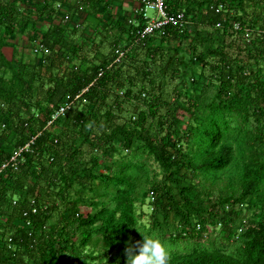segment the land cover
<instances>
[{"label": "trees", "instance_id": "1", "mask_svg": "<svg viewBox=\"0 0 264 264\" xmlns=\"http://www.w3.org/2000/svg\"><path fill=\"white\" fill-rule=\"evenodd\" d=\"M125 1L85 0L92 12L100 7V31L88 27L84 12L70 13L65 22L50 0L41 12L37 1L0 0V169L34 139L18 169L0 171V264H67L68 254L77 264H92L98 257L83 251L98 233L108 243L104 264L125 263L130 233L135 242L148 235L136 228V186L127 173L144 152L163 170L144 195L153 227L168 233L164 243L176 250L169 264H264V34L256 31L264 29V0H165L190 23L140 42L145 21L129 23L133 14ZM220 4L226 12L216 11ZM45 17L51 18L46 29ZM23 29L50 50L36 54L38 64L5 50ZM236 42L239 54L233 56ZM118 49L125 55L116 62ZM157 58L167 60L163 74L181 76L186 92L177 86L176 95L165 98L164 84L153 79ZM80 94L65 116L48 125ZM127 102L139 103L124 119ZM118 151L125 159L115 158ZM247 206L258 212L240 232ZM210 235L236 244L234 252L203 246Z\"/></svg>", "mask_w": 264, "mask_h": 264}, {"label": "rangeland", "instance_id": "2", "mask_svg": "<svg viewBox=\"0 0 264 264\" xmlns=\"http://www.w3.org/2000/svg\"><path fill=\"white\" fill-rule=\"evenodd\" d=\"M43 1H39V6L41 8L40 12L43 10V6H42V4L44 3ZM99 8L100 7H96L95 12H92L93 7L90 6V7L85 9L82 16L87 17V15H88V21H89L88 27H92L93 29H95L94 26H97L99 28V30L101 31L103 28H105V25L104 24L101 25V23L99 22V19L102 16V15H100L101 12H100ZM87 9H88V12H87ZM61 11H63V10H61ZM101 11H102V9H101ZM33 12H34L33 14L35 15L36 12L35 11H33ZM91 14H93V15H91ZM153 14H154V12H151V15H153ZM60 20H61V18H60ZM41 24L44 26L45 29L48 28V26H49V24H47V23H44V24L41 23ZM85 24L81 25L79 28L84 29ZM79 28H78V30H80ZM70 29H73V28H70ZM25 31L28 32V29H25V30L23 29L22 34H20V36L9 38L6 42L7 46H6L5 50H6L8 55L15 56V58L18 61H23V62H28V63L33 62V63L38 64L40 61V57L37 56L36 54H41V53H36L34 51V48L37 46V40L32 41L30 39L29 33H24ZM1 33H4V29H2ZM100 38H101V36L98 37V41L100 40ZM244 39L245 40L248 39V36H245ZM230 41H232V40H229V42ZM238 45L240 46V43L236 42L235 44H233V46H231L230 51H231V54L233 56H236L237 54H239L238 53L239 52ZM103 49H106L109 52L111 50V45L106 44V46H104ZM166 61H167L166 59L162 60L160 58H157L156 63H153V69L155 71L153 79L156 80L157 84H159V83L164 84V89H165V95L164 96H165V98H171V97L176 95V93L174 92V89L177 86H181L180 81L182 78H181V76H178V75H177L178 78L172 77L173 73H174L173 71L169 72L167 75L163 74V71L161 68L165 65ZM195 64H196L195 65L196 69L198 68L200 71V68H199L200 65L197 63H195ZM173 67H174V65H173ZM31 68L32 67L29 66V67H27V70L30 71V70H32ZM181 88H183V91L186 92L188 87L187 86H185V87L181 86ZM138 103L139 102H135V103L127 102L125 104L124 110L121 113L122 114L121 117L126 119V118L130 117L132 115V113H136L135 112L136 111L135 104H138ZM141 104H143V102H140V105ZM89 157H90V153L87 152L85 155L86 160H88ZM115 158L121 159V160H122V158L125 159V154L121 151L120 152L118 151V155L116 154ZM139 162H140V165L138 167H133V169L130 168L127 170V173L132 175V177H131L132 181L135 183V186H136L134 196H135V198H137V201L135 202L134 207H133V214L137 220L136 228H139L140 231H142L148 235L154 234L159 239H161L163 242L166 243V242H168V240H166L168 237V233L164 235V233H162L159 230V228L153 227V218L151 217V212H150V209L148 207V197H147L148 195L146 197L144 195V192L148 191L151 188V185H152L154 180H161L162 179L163 170H162L160 164L157 161H155L154 157L150 156L149 153H147V152L143 153V156L140 158ZM232 173H233V170H232ZM232 173L230 171V174H232ZM226 174H227V172L220 174V177H222V179L219 180L218 183L223 181V177L226 176ZM92 196H93V194L88 191V193H87L88 202L91 201L90 199L92 198ZM89 206L90 205L83 206L82 211L85 213L89 212L90 211ZM257 212H258V208H256V207L247 206L244 208L242 220L240 221V222H242V223H240V228H239L240 232L243 229H245V227L248 225L249 218L254 216ZM58 216H59V214L57 212L54 217H56V219H57ZM162 230H164V227H162ZM130 234H132V235L130 237H128L129 239H127V240L131 243H134L135 242L134 241L135 236L133 235L134 233L131 232ZM82 235L83 234L81 231H78L77 234L75 235L74 238H75V242L77 244H79V242L81 241ZM210 237H212V236L210 235ZM205 238H206V236H205ZM205 238H203V241ZM194 243H191L192 247L197 245L196 242H194ZM205 243L206 244H204L203 246H206V247L208 246L209 248H213V247H217V246H224V248L228 252H232L235 249V247L237 246L236 244H233V245H227L226 244L225 245V244L221 243L220 240L217 238H213L212 240H209ZM119 245L120 244H118L116 246V248L113 250L112 256L115 257V255L117 256L120 253V249L118 248ZM107 248H108V243L106 242L103 233H98L96 236H94L92 238L91 243L87 247L84 248L83 252L85 254H94L95 256L98 257L96 260H93V259L89 260V263L104 264L110 258L109 255L106 256V254H105ZM175 251L176 250H174V249L170 250V254H172ZM177 251L183 253L181 249H179ZM179 252H176V253H179ZM66 261H67V264H77L76 256H71L70 254H68ZM119 264H127V261L125 263L122 262Z\"/></svg>", "mask_w": 264, "mask_h": 264}, {"label": "built area", "instance_id": "3", "mask_svg": "<svg viewBox=\"0 0 264 264\" xmlns=\"http://www.w3.org/2000/svg\"><path fill=\"white\" fill-rule=\"evenodd\" d=\"M76 11L78 14L83 13L86 9V3L85 0H76ZM57 8L59 10H63L64 3L59 2L57 3ZM216 11L218 13H224L226 12V8L223 4H220ZM151 12H154L153 15H151ZM132 14L133 18L129 20V23H135L137 26L138 18L142 17L145 21V24L142 28H140L137 32V41H143L147 37L156 34L157 32H163L167 27L173 26L180 28L182 31L185 29L186 25L190 23V20L186 17L185 13H173L169 10L168 5L166 4L165 0H138L137 3L132 8ZM71 20L70 13H64V21L67 22ZM219 27H222V23H218ZM233 28L235 30H241L242 26L240 22H234ZM258 34H264V29H257L256 30ZM249 32V31H248ZM249 35L251 32L248 33ZM34 51L36 53H49L50 50L41 42L37 41V46L34 48ZM117 53L119 54L118 58L116 59V62L119 61L124 55L125 52L121 49L117 50ZM87 88L84 90L86 91ZM77 95L74 100L68 101L66 104L62 105L55 113L52 115V119L49 121L48 125L52 124L54 121H56L58 118L65 116L67 111L73 107L74 102L81 96ZM34 142V139L31 140L29 143L25 144L22 147L17 148L13 155L11 156L10 160H8L6 163L3 164L2 169L4 170L9 166H12L15 169H18L21 164L25 162V152L29 151L31 148V144ZM152 199H154V193L151 195ZM35 201L33 200V204ZM33 212L36 213L38 211V207L33 205ZM26 216H28V212L25 213ZM31 221H28V224H30ZM202 226L201 224L197 225V229L201 230ZM10 241L12 242V237L10 238Z\"/></svg>", "mask_w": 264, "mask_h": 264}, {"label": "clouds", "instance_id": "4", "mask_svg": "<svg viewBox=\"0 0 264 264\" xmlns=\"http://www.w3.org/2000/svg\"><path fill=\"white\" fill-rule=\"evenodd\" d=\"M142 236V241L127 243V264H169L170 252L165 243L154 234Z\"/></svg>", "mask_w": 264, "mask_h": 264}, {"label": "crops", "instance_id": "5", "mask_svg": "<svg viewBox=\"0 0 264 264\" xmlns=\"http://www.w3.org/2000/svg\"><path fill=\"white\" fill-rule=\"evenodd\" d=\"M31 2V1H37V2H39V1H43V0H23V2ZM45 1H47V0H44L43 2L45 3ZM137 1L138 0H126L125 1V3H124V5H125V10H126V12H129L130 11V13H131V11H132V8L134 7V5L137 3ZM22 2V3H23ZM53 2V4L54 3H58V2H65L64 4H65V6H64V9H63V13H73V14H77V15H79L77 12H73V10H72V5L75 3V0H50V3H52ZM69 4V3H71L70 5H68L67 3ZM20 6H22L23 8H26V6H27V4H20ZM133 6V7H132ZM73 9H74V7H73ZM130 15V14H129ZM54 19V18H53ZM82 21L83 20V18H79L78 19V21ZM43 22L44 23H46L47 22V24L48 23H50L51 22V18H48V17H45V19L43 20ZM25 30V29H24ZM24 33H29V35H30V37H31V35H33V32H31V31H25ZM21 34V33H20ZM20 34L19 35H16V36H12V37H17V36H20ZM36 36V35H35Z\"/></svg>", "mask_w": 264, "mask_h": 264}]
</instances>
